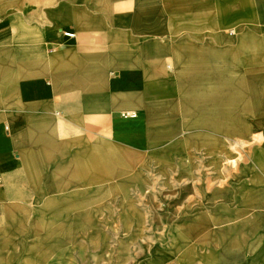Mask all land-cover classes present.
Here are the masks:
<instances>
[{
  "label": "crops",
  "instance_id": "crops-1",
  "mask_svg": "<svg viewBox=\"0 0 264 264\" xmlns=\"http://www.w3.org/2000/svg\"><path fill=\"white\" fill-rule=\"evenodd\" d=\"M4 1L0 5V179L29 169L32 173L93 169V157H104L94 155V136L103 138L104 133L129 151H144L180 135L177 127L191 91L188 78L204 77L207 71L228 76L229 70L207 67L205 62L241 59L248 62L246 77H264V69H256L264 62V37L211 35L215 26L179 23L175 28L180 36L172 39L173 50L179 53L156 56L155 39L137 37L123 22L135 18L142 8L153 14L154 22L156 11L164 10L158 6L166 5V0L146 6L141 0H37V5L35 0ZM21 14H37L38 21ZM172 14L168 12L170 21ZM66 31L75 33V38L66 37ZM192 31H201L202 36L193 37ZM258 111L264 114V106ZM131 114L135 117L128 121ZM141 138L147 143L145 149L133 142ZM22 189L20 205L25 206L30 201ZM12 198L8 182H0V203L10 204ZM2 217L1 223L3 218L10 224L14 221L13 214ZM0 228L3 239L6 228L1 224ZM12 249L4 250V256Z\"/></svg>",
  "mask_w": 264,
  "mask_h": 264
},
{
  "label": "rangeland",
  "instance_id": "rangeland-1",
  "mask_svg": "<svg viewBox=\"0 0 264 264\" xmlns=\"http://www.w3.org/2000/svg\"><path fill=\"white\" fill-rule=\"evenodd\" d=\"M4 2L0 0V5ZM20 16L36 17L34 22L39 17ZM256 65V69H264V64ZM251 79L242 84L241 91L264 89L258 85L264 77ZM221 89L235 91L230 84ZM178 134L143 152L121 147L109 164L94 156L93 169L26 170L8 178L2 176L0 182H8L13 198L10 204L0 203V215L13 214L14 238L27 235L36 245L34 250L25 251L15 243V260L33 264L44 261L48 254L54 262L45 264H156L159 256L171 251V229L178 226L180 218L195 212L201 202L216 212V228L223 235L231 226L223 207L226 198L246 202L247 213L251 210L257 216L259 196L264 194V144L250 138L246 145L233 149L228 143L222 152H210L206 147L187 151L184 134ZM103 135L94 136L92 148L99 143L116 148L110 136ZM228 155L237 160L236 164L227 161ZM23 187V197L30 201L25 206L20 205ZM3 219L0 224L7 227L9 222ZM41 238H48V242L37 240ZM228 241L219 256L199 251L198 258V252L193 251L191 264H242L239 259H248L251 244L245 245L242 257L232 259L226 250L234 242ZM172 264H178L177 259Z\"/></svg>",
  "mask_w": 264,
  "mask_h": 264
},
{
  "label": "bare ground",
  "instance_id": "bare-ground-1",
  "mask_svg": "<svg viewBox=\"0 0 264 264\" xmlns=\"http://www.w3.org/2000/svg\"><path fill=\"white\" fill-rule=\"evenodd\" d=\"M152 1L141 0V3L142 6H146ZM166 1H168L166 5L162 3L158 6L164 10L156 11L154 22L153 14L149 15L144 8L135 18L123 22V24L132 27V32L137 37L147 36L152 40L155 39L156 56L165 52L168 54L179 53V50H173L175 47L172 46V39L180 36V30L175 28L179 23L182 25L187 22L194 27L215 26L218 28L210 30L209 33L224 38L264 37V0H183L182 4L172 2L173 0ZM168 12L173 13L172 21L168 18ZM149 17L151 18L150 22H148ZM239 31L238 36L234 35V32ZM191 33L193 37L202 36L201 31H192ZM166 42L168 45L165 44ZM152 47L151 44V49ZM205 63L207 67L213 66L221 70H229L225 73L228 76H223V71L219 72L220 74L215 71H207L204 77L188 78V81L191 82L189 84L191 91L186 95L187 109L183 110L182 124L177 127L178 131L184 134L183 146L185 150L196 148L202 151L201 149L206 147L210 152H222L226 144L231 143L230 147L233 149L235 146L246 145L250 138H255L264 144V114H260L258 111V106H264V89L246 92L240 90L248 78L252 81V77H246L248 62L246 65L241 59L231 60L228 58ZM210 74L212 76H209ZM210 77L212 79H209ZM1 83L3 80L0 79ZM229 84L235 87V91L230 93L221 89V86ZM258 85L264 88V81ZM132 117H135L134 114L128 117V121L133 120ZM61 124L62 122H60V126ZM133 142L141 148L147 147L144 138ZM114 144L116 148L110 147L106 143L94 146V153L104 155L102 161L104 164H109L110 160L120 154L121 146ZM227 161L234 164L237 162L229 155ZM92 165L95 166V162ZM33 170L36 171V169ZM37 171L39 172L40 169ZM225 200L226 203L223 204V207H225V215L231 225L229 232L228 229L226 230L227 234H221V231L216 228L218 225L216 212L201 202L195 212L180 218L178 226L171 229L169 235L173 238L174 244L171 251L159 256L156 264H172V261L176 259L178 264H191L195 259L192 255L193 251L198 252V258H200L199 251H210L215 256H219L222 254V246L229 242L228 239H233L234 242L226 250V254L230 258L235 259L237 255L239 258L242 257L245 245L251 244L250 256L246 261L243 258H238L239 262L242 264H264V194L259 196L257 216L252 215L251 210L247 213L246 202L238 203L236 197ZM9 216L11 214H6L3 217L8 219ZM8 224L3 230L5 237L0 239V264L9 261L17 262L14 251L15 243L21 244L22 250L30 251L36 247L33 243L34 238L27 235L14 238L15 228H13V224H9V226ZM0 230L2 229L0 228ZM187 237L189 239L196 237L197 239L188 240ZM37 240L41 243L48 242V238ZM192 241L194 242L191 244ZM10 247L13 248L12 253H7L4 256L3 251ZM44 262L54 261L47 254L44 261H36L33 264H45Z\"/></svg>",
  "mask_w": 264,
  "mask_h": 264
},
{
  "label": "built area",
  "instance_id": "built-area-1",
  "mask_svg": "<svg viewBox=\"0 0 264 264\" xmlns=\"http://www.w3.org/2000/svg\"><path fill=\"white\" fill-rule=\"evenodd\" d=\"M64 34L66 37H68L70 39L75 38V33L71 32V31H66Z\"/></svg>",
  "mask_w": 264,
  "mask_h": 264
}]
</instances>
